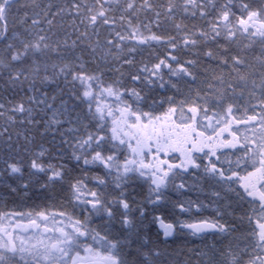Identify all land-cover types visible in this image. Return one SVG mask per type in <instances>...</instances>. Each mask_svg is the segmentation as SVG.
Here are the masks:
<instances>
[{"label": "snow or ice", "instance_id": "1", "mask_svg": "<svg viewBox=\"0 0 264 264\" xmlns=\"http://www.w3.org/2000/svg\"><path fill=\"white\" fill-rule=\"evenodd\" d=\"M0 204V264H264V0H0Z\"/></svg>", "mask_w": 264, "mask_h": 264}, {"label": "flooded vegetation", "instance_id": "2", "mask_svg": "<svg viewBox=\"0 0 264 264\" xmlns=\"http://www.w3.org/2000/svg\"><path fill=\"white\" fill-rule=\"evenodd\" d=\"M194 197V194H191ZM207 203V201H205ZM203 215L208 216V217H212L214 215V212L212 211V208L209 207L208 209H206L203 213ZM215 238L213 237L211 234H209L206 238H201V237H194V236H188L186 238V242H187V246L189 248H197V247H201L204 243H214L215 242ZM178 244H182L184 243L183 240L178 241Z\"/></svg>", "mask_w": 264, "mask_h": 264}, {"label": "trees", "instance_id": "3", "mask_svg": "<svg viewBox=\"0 0 264 264\" xmlns=\"http://www.w3.org/2000/svg\"><path fill=\"white\" fill-rule=\"evenodd\" d=\"M53 202H49V204L51 205ZM0 207H3L2 204H0ZM17 210V211H29V210H34L33 208H30L29 206L27 205H23V204H20L19 202H16V203H12V202H8L7 203V209L6 210ZM55 208L53 207H49V211H54Z\"/></svg>", "mask_w": 264, "mask_h": 264}, {"label": "rangeland", "instance_id": "4", "mask_svg": "<svg viewBox=\"0 0 264 264\" xmlns=\"http://www.w3.org/2000/svg\"><path fill=\"white\" fill-rule=\"evenodd\" d=\"M204 244H205V243H204ZM204 244H203V245H204ZM208 244H209V243H208ZM203 245H202L201 247H203Z\"/></svg>", "mask_w": 264, "mask_h": 264}]
</instances>
